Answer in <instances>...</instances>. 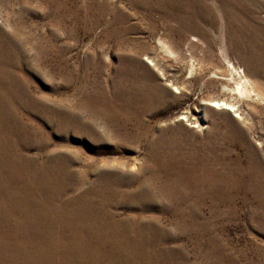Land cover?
Wrapping results in <instances>:
<instances>
[{
	"label": "rangeland",
	"instance_id": "374dc122",
	"mask_svg": "<svg viewBox=\"0 0 264 264\" xmlns=\"http://www.w3.org/2000/svg\"><path fill=\"white\" fill-rule=\"evenodd\" d=\"M219 13L264 90V0H0V264H264V105L213 74Z\"/></svg>",
	"mask_w": 264,
	"mask_h": 264
},
{
	"label": "bare ground",
	"instance_id": "6f19581e",
	"mask_svg": "<svg viewBox=\"0 0 264 264\" xmlns=\"http://www.w3.org/2000/svg\"><path fill=\"white\" fill-rule=\"evenodd\" d=\"M218 8V7H217ZM213 10V9H212ZM209 12V11H208ZM217 13H218V10H217ZM224 17L219 13L218 15V20H219V26H220V29H219V32H218V35H216V39L218 41V55L220 57V61H219V69H222V71H220V73H217V72H213L214 75H217L218 76H226V78L228 77L229 80L228 81H233V86H232V91L238 95V97H240L241 99H243V97H246L248 99H251L253 100L254 102L256 103H260V104H263L264 105V90H262L258 84H256L254 82V80H252L247 72L245 70H243L241 67H236V65L234 64V62L232 61L231 59V56H230V45H228V42L226 40V32L224 30ZM217 21V20H216ZM215 21V22H216ZM182 22V21H180ZM191 22V20H190ZM213 22V21H212ZM198 23V22H197ZM195 23V24H197ZM191 24V23H190ZM201 24V23H200ZM218 24V23H217ZM187 25V24H186ZM193 25V24H192ZM198 25V24H197ZM196 25V26H197ZM189 26V24H188ZM195 27V26H194ZM210 30V29H209ZM186 32V31H185ZM195 33L201 35V37L203 38V40L208 44V46L212 45V41L211 42H208L205 40V37H208L207 35H205L204 33L200 32L199 29L196 30L195 29ZM215 33V32H214ZM187 36V35H186ZM166 38V37H165ZM192 38V37H190ZM158 39V38H157ZM176 39V38H175ZM180 40V39H179ZM194 41H196L195 39H193ZM192 40V41H193ZM190 41V40H189ZM215 41V40H214ZM162 42L161 44L163 45V48L165 51H167L168 53H172L170 51H168L167 47L163 44L164 42L163 41H160ZM187 42V41H185ZM176 43V42H175ZM216 43V42H215ZM184 44V43H183ZM187 44V43H186ZM197 44V43H196ZM202 44V43H201ZM200 44V45H201ZM205 44V43H204ZM192 45L193 46H196L194 44V42H192ZM214 46V45H213ZM207 48V47H206ZM191 49V48H190ZM203 50V49H202ZM198 51V50H197ZM200 51V50H199ZM188 52V51H187ZM179 53V52H178ZM194 53V52H192ZM199 53V52H197ZM196 53V54H197ZM203 53V52H201ZM183 55V54H181ZM195 57V55H193ZM186 57V56H185ZM190 58V57H189ZM196 59V58H195ZM234 60V59H233ZM223 61V62H222ZM218 62V60H217ZM190 74L195 72V64L194 62H192V57L190 58ZM237 64V63H236ZM195 70V71H194ZM212 74V73H211ZM225 81V80H224ZM177 92L178 93L180 90L177 89ZM179 90V91H178ZM122 91V99H121V106L123 111L124 110H130L131 107H130V102H134L135 104H138L140 102V100H142L141 96L140 95H135L134 98H133V95L132 94H129L127 92H124V90H121ZM237 98V97H235ZM229 99V98H228ZM228 99H225V98H220L216 101H213L211 102V107L212 108H215V107H218V109H222L224 111H227V112H237L239 110V108L236 107V103L228 100ZM216 109V108H215ZM237 117L239 116L238 114L236 115ZM235 116V117H236ZM188 117V114L184 113L182 115V117L179 119V121H183L184 118H187ZM192 123H196L195 120H192ZM84 221V220H83ZM95 223H98V224H101L98 220H93ZM93 223V222H92ZM118 226V225H117ZM95 227V226H94ZM111 227V226H110ZM86 228V227H85ZM83 229V228H82ZM93 229V228H92ZM117 229V227H116ZM115 229V230H116ZM98 230V229H97ZM96 231V230H95ZM99 231V230H98ZM103 231V230H102ZM108 231V230H107ZM120 231V230H119ZM118 231V232H119ZM104 232V231H103ZM109 232V231H108ZM112 232V231H111ZM115 233H117V231H115ZM105 234V233H104ZM77 235V233H76ZM114 237L116 239H128V237L124 236L123 234L120 235V234H114ZM102 238H105L106 240H110L111 236H106V237H102ZM114 238V239H115ZM115 239V240H116ZM114 240V241H115ZM119 241V240H118Z\"/></svg>",
	"mask_w": 264,
	"mask_h": 264
}]
</instances>
